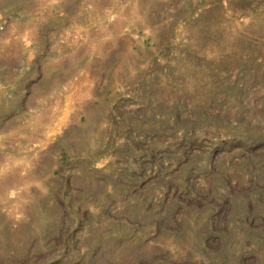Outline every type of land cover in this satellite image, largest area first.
Segmentation results:
<instances>
[{
  "label": "rangeland",
  "instance_id": "rangeland-1",
  "mask_svg": "<svg viewBox=\"0 0 264 264\" xmlns=\"http://www.w3.org/2000/svg\"><path fill=\"white\" fill-rule=\"evenodd\" d=\"M0 264H264V0H0Z\"/></svg>",
  "mask_w": 264,
  "mask_h": 264
}]
</instances>
